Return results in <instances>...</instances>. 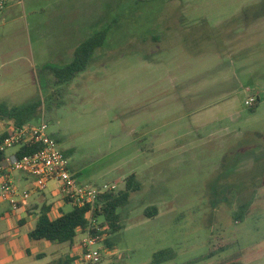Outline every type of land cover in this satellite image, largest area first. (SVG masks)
I'll return each mask as SVG.
<instances>
[{
  "label": "rangeland",
  "instance_id": "1",
  "mask_svg": "<svg viewBox=\"0 0 264 264\" xmlns=\"http://www.w3.org/2000/svg\"><path fill=\"white\" fill-rule=\"evenodd\" d=\"M15 6L0 15V104H37L28 125L46 121L81 182L142 183L118 211L122 231L96 217L100 264H157L162 250L174 258L160 264H264V0H74L68 16L14 22ZM101 31L72 81L44 69ZM3 125L0 137L14 129Z\"/></svg>",
  "mask_w": 264,
  "mask_h": 264
},
{
  "label": "built area",
  "instance_id": "2",
  "mask_svg": "<svg viewBox=\"0 0 264 264\" xmlns=\"http://www.w3.org/2000/svg\"><path fill=\"white\" fill-rule=\"evenodd\" d=\"M13 1L0 0V15ZM254 102V98H249L245 104L252 106ZM36 146L39 149L32 154H17L21 147ZM11 150L14 151L9 153ZM0 151L6 153L5 160L0 164V197L8 201L14 211H18L21 206L28 204L32 194L45 192L50 184L55 183L62 201L73 207L88 209L86 217L89 225L83 231L84 238L79 244L81 264H100L102 250L99 246L104 236L100 233L102 230L96 227L95 213L100 209V196L113 193V190L105 191L108 187L99 190L79 180L71 170L69 158L58 148L44 120L38 124L14 128L4 140H0ZM13 173L30 179L31 185L21 190L11 178Z\"/></svg>",
  "mask_w": 264,
  "mask_h": 264
},
{
  "label": "trees",
  "instance_id": "3",
  "mask_svg": "<svg viewBox=\"0 0 264 264\" xmlns=\"http://www.w3.org/2000/svg\"><path fill=\"white\" fill-rule=\"evenodd\" d=\"M104 36L105 32L101 31L95 33L86 41H83L74 52L75 56L73 61L68 65L64 67H55L48 64L44 69L50 71L61 83L72 81L78 74L87 69L93 55L102 47ZM39 110L40 108L37 104H29L24 107L12 108L10 110H8L6 106L0 104V121H13L15 128H22L40 117ZM8 135L9 133L6 132L0 137V140H4ZM38 147L39 146L21 147L17 154L18 156L32 154L39 149ZM5 158L6 153L0 151V164ZM253 179L255 181H260L262 176L259 175ZM262 182H264V180ZM141 188L142 183L137 179L136 175L133 174L126 180L124 190L117 193H105L100 196V209L96 211L95 216L103 217L104 224L108 227V236H113L125 228L122 217L118 211L129 203L131 194L140 191ZM240 193L242 194L243 192ZM226 199L228 206L233 205V198L231 200L227 195ZM50 209V207H43L41 209L36 226L29 234L31 240H46L55 244L73 243L78 232L85 231L89 225V221L86 217L88 210L86 207H73L68 212L62 211L57 218H52L50 216ZM156 212L157 208L154 206L146 209L147 217H153ZM106 245L109 249H113L115 243L112 238L108 237ZM173 258V251L162 250L156 254L155 262L160 264ZM234 260L236 261L237 259H233L228 262V264H238L234 263ZM64 264H73V261L68 260Z\"/></svg>",
  "mask_w": 264,
  "mask_h": 264
},
{
  "label": "crops",
  "instance_id": "4",
  "mask_svg": "<svg viewBox=\"0 0 264 264\" xmlns=\"http://www.w3.org/2000/svg\"><path fill=\"white\" fill-rule=\"evenodd\" d=\"M15 5H21L22 12L15 13L12 19L14 22L21 19L23 14L25 17H35L47 11L61 17L68 16L71 12L70 6L74 7V0H20ZM15 5L13 1L5 12L10 13L11 9L16 8ZM3 21L2 26L5 25V20ZM40 23L38 20V24ZM66 29L69 32V28ZM69 43V39L63 46L54 41L46 47H49L48 53L52 56L61 57L65 53L64 50L60 51L59 47L67 48L68 52L70 46L74 47ZM73 50L72 48L70 52ZM5 122L0 121V128H6L3 125ZM11 178L21 190L31 185L30 179L17 173L11 174ZM67 205L70 204L61 200L55 183L50 184L45 192L32 194L28 204L21 206L18 211H14L11 204L0 197V264H64L68 260H72L73 264H81L79 244L84 238V232H78L77 237L80 234L83 235L80 241L76 237L73 243L63 244H55L46 240L33 241L29 237L43 207H50V216L57 218L62 211L68 212L65 210ZM70 206L73 208L72 205Z\"/></svg>",
  "mask_w": 264,
  "mask_h": 264
}]
</instances>
